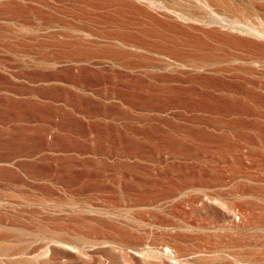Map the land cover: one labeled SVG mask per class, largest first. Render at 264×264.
<instances>
[{
	"label": "rangeland",
	"instance_id": "obj_1",
	"mask_svg": "<svg viewBox=\"0 0 264 264\" xmlns=\"http://www.w3.org/2000/svg\"><path fill=\"white\" fill-rule=\"evenodd\" d=\"M158 6L0 0V264H46L47 249L55 264H142L132 251L165 241L200 250L215 241L177 229L217 223L196 207L212 197L264 228V67L177 65L255 54L225 37L259 42L218 15L185 22ZM234 239L264 264L263 233Z\"/></svg>",
	"mask_w": 264,
	"mask_h": 264
},
{
	"label": "bare ground",
	"instance_id": "obj_2",
	"mask_svg": "<svg viewBox=\"0 0 264 264\" xmlns=\"http://www.w3.org/2000/svg\"><path fill=\"white\" fill-rule=\"evenodd\" d=\"M164 6H158L173 13L177 18L185 22H195L202 19L200 15H218V18H210L213 25H217L225 31H233L239 34L256 39L258 43L244 41L232 36L223 38L227 44L237 46L243 52L253 51L254 55L249 57H235L232 55L218 56H191L187 64L180 62L178 66H186L194 71H207L212 66L220 65L224 62H238L242 65H250L258 68L264 67V0H162ZM263 3L258 6L256 3ZM218 14L212 13L214 10ZM210 25V24H205ZM216 37V34L211 35ZM253 56V57H251ZM178 66H175L177 68ZM264 77V72L262 73ZM236 196L247 198L254 196L249 194H238ZM197 212L202 216L216 219L214 225L190 226L181 224L178 231L181 234L195 233L203 237L213 239L215 242L200 250H189L182 246L165 241L155 245L152 248H144L132 251V256L136 254L142 264H220L221 260H228L233 264H259L258 257L251 254V247L256 244L243 245L237 243L234 239L240 235H260L264 234V228L249 225L246 223L248 216H251L253 210L247 206L237 207V222L233 217L235 203L232 200H225L216 197L201 200L197 205ZM213 224V223H212ZM174 230V229H172ZM172 239H185L179 235H171ZM92 248V247H90ZM76 250L80 256H88L89 250L85 247L71 248ZM49 249L44 256L47 259L46 264H55V257L49 255ZM129 253V251L127 252ZM126 253V254H127ZM130 255V254H129ZM41 258L40 256H36ZM246 257V258H245ZM137 258V257H136Z\"/></svg>",
	"mask_w": 264,
	"mask_h": 264
}]
</instances>
